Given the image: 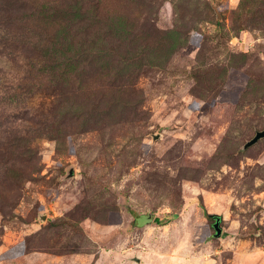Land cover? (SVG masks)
<instances>
[{
  "label": "rangeland",
  "instance_id": "obj_1",
  "mask_svg": "<svg viewBox=\"0 0 264 264\" xmlns=\"http://www.w3.org/2000/svg\"><path fill=\"white\" fill-rule=\"evenodd\" d=\"M263 128L264 0H0V264H264Z\"/></svg>",
  "mask_w": 264,
  "mask_h": 264
},
{
  "label": "water",
  "instance_id": "obj_2",
  "mask_svg": "<svg viewBox=\"0 0 264 264\" xmlns=\"http://www.w3.org/2000/svg\"><path fill=\"white\" fill-rule=\"evenodd\" d=\"M263 137H264V128H263L262 130H258V131L256 132V134L254 135V137L251 138V139L245 144V148H247V147H249V146L255 144L256 142H258L259 139H261V138H263ZM215 217H216V220H215V222H214V224H213V225H214V228H215V230H216L215 235H216V236H219V235H221V232H222V228H221V226H220L221 218H220L219 215H216V214H215Z\"/></svg>",
  "mask_w": 264,
  "mask_h": 264
},
{
  "label": "trees",
  "instance_id": "obj_3",
  "mask_svg": "<svg viewBox=\"0 0 264 264\" xmlns=\"http://www.w3.org/2000/svg\"><path fill=\"white\" fill-rule=\"evenodd\" d=\"M4 84V83H3ZM2 84V85H3ZM1 85V86H2ZM3 89L5 90H8L10 89V87L8 85H5L3 86ZM204 214L209 218V219H214V222L216 220V217H215V214L214 213H209L207 212L205 209H204ZM178 217V214H173V215H170L169 218H167L165 221H163L162 219L158 218V217H155V222L158 223L159 225H164V224H167L170 220H173L174 218H177ZM134 220H136V217H134ZM213 222V224H214ZM135 224H136V221H135ZM214 226V225H213Z\"/></svg>",
  "mask_w": 264,
  "mask_h": 264
}]
</instances>
